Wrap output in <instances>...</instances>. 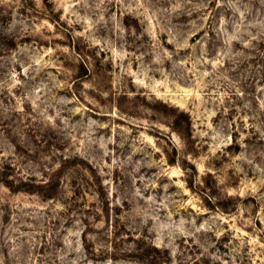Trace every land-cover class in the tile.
Masks as SVG:
<instances>
[{"label": "rangeland", "instance_id": "rangeland-1", "mask_svg": "<svg viewBox=\"0 0 264 264\" xmlns=\"http://www.w3.org/2000/svg\"><path fill=\"white\" fill-rule=\"evenodd\" d=\"M0 264H264V0H0Z\"/></svg>", "mask_w": 264, "mask_h": 264}]
</instances>
